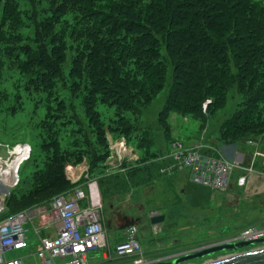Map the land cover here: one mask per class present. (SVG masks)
I'll list each match as a JSON object with an SVG mask.
<instances>
[{"label": "rangeland", "instance_id": "obj_1", "mask_svg": "<svg viewBox=\"0 0 264 264\" xmlns=\"http://www.w3.org/2000/svg\"><path fill=\"white\" fill-rule=\"evenodd\" d=\"M256 3L264 7L261 0ZM76 19L70 13L57 12L54 4L48 1L0 0V144H26L31 149V158L19 167V184L9 190L12 193H6L5 199L12 195L21 201L35 195L50 198L64 191L65 188L56 191L55 187L50 191L44 187L38 193L42 189L40 180L47 175L54 176L53 172L42 174V171L55 161L54 173L60 177L66 178L67 165L87 169L94 179L107 172L118 173L113 178L129 179L124 183L107 182L111 187L105 190L116 193L88 195L99 204L102 226L111 241L112 251L120 237V228L124 230L135 224L141 229L139 239L143 252L152 247L145 239H175L180 245L176 248L181 249L197 246L201 240L234 235L248 226H264V192L245 194L247 192L242 190L234 196L204 193L183 183L177 187L174 180L166 178L170 179L164 181L171 193H162L158 184L152 185L149 181L151 176L158 175L156 167L152 166L154 170L142 164L131 167L138 158L140 163L149 162L152 152L164 149L172 139L225 145V148L228 145L244 148L245 140H252L256 146L245 150L248 155L254 151L261 154L254 164V168L261 169L264 166V103H259L257 108L261 116L253 117L257 122L252 121L251 115L259 100L256 92L264 84V70L249 88L245 82L243 94L238 92L243 84L238 70L227 79L219 78L222 92L214 104L206 107L208 99L194 106V110L175 96L181 86L177 76L182 72H175L172 64L164 67V74L152 82L155 91L151 96L138 97L136 92L126 87L122 91L118 85L115 94L112 91L115 86L112 90L108 88L113 98L104 102L102 93L107 92L96 83L100 69L93 72L90 62V59L97 60V49L90 46L87 39H80L82 32L76 29ZM167 53L164 52L163 59L170 61ZM130 68L137 71V68ZM218 70L220 74L225 66L219 65ZM247 74L252 76L250 71ZM239 115L241 120H237ZM246 116L252 122L245 123L242 119ZM238 127L244 131L238 132ZM120 139L126 141L130 150L115 155L108 162L105 159L110 154V146ZM131 151L132 156L129 155ZM225 153L230 154L226 149ZM147 188L151 193H144ZM12 200V205L17 203ZM48 203L24 208L31 219L24 224L28 247L10 251L9 258H21L23 264H39L35 254L38 239L34 222L38 217L34 216H38L35 212L46 208ZM12 205L10 212L23 210L20 203ZM151 212L163 214L167 221L156 234L148 224ZM255 246L257 244L239 252ZM98 253L88 252V262ZM226 253L229 252L222 251L218 253L222 255L183 264L208 263L234 254Z\"/></svg>", "mask_w": 264, "mask_h": 264}, {"label": "trees", "instance_id": "obj_2", "mask_svg": "<svg viewBox=\"0 0 264 264\" xmlns=\"http://www.w3.org/2000/svg\"><path fill=\"white\" fill-rule=\"evenodd\" d=\"M42 1L54 4L57 12L75 16L76 29L82 32L80 39H87V43L97 49V60L90 59V62L93 72L100 69L96 83L107 92L102 93L104 102L113 98L108 88L112 90V86H115L116 89L112 90L114 93L118 85L122 91L126 87L136 92L138 97L151 96L155 91L152 82L164 74V67L172 64L175 72H182L177 76L180 80L178 85H181L175 91L177 99L191 107L200 106L209 99L207 107L214 104L213 101L222 92L219 78L227 79L238 70L239 78L243 81L238 92L243 94L245 82L249 88L257 82L259 74L264 70V7L257 4L256 0ZM261 1L264 3V0ZM164 52H168L167 58L170 61L163 59ZM219 65L225 66L220 74ZM130 67L137 68V71ZM249 71L251 77L247 74ZM139 84L140 88L134 91L133 88ZM256 95L259 100L255 102V112L251 115L254 122H257L256 117L261 116L257 108L259 103H264V84ZM241 116L237 120H241ZM242 120L247 124L252 122L247 116ZM237 129L238 132L244 131L241 127ZM159 153L161 149L152 152L149 160L155 159ZM55 163L47 164L42 171V174L53 172L54 176L47 175L40 180L42 189L38 193L44 187L50 191L56 187V191L65 188L59 193L62 194L79 185L80 181L72 184L64 176L54 173ZM93 167L95 165L90 170ZM59 194L50 198L29 196L26 201L13 195L8 196L0 221L22 211L10 212L12 198L17 201L14 205L20 203L24 211L27 210L24 208L32 204L50 202L51 198Z\"/></svg>", "mask_w": 264, "mask_h": 264}, {"label": "built area", "instance_id": "obj_3", "mask_svg": "<svg viewBox=\"0 0 264 264\" xmlns=\"http://www.w3.org/2000/svg\"><path fill=\"white\" fill-rule=\"evenodd\" d=\"M246 146L255 147L252 140L244 143ZM225 146V145H223ZM236 147V145H230ZM0 149H5L8 159L0 157V214L5 211V196L10 193V189L16 187L20 182L19 167L21 163L30 159L31 149L26 144H15L12 146L1 145ZM128 148L126 141L120 139L110 146V154L107 161H111L114 156L126 153ZM133 151L130 152L132 156ZM260 153L253 152L251 161L254 163ZM20 161L13 170L10 166L16 157ZM264 157V155H262ZM164 165L159 168L163 175H173L177 171H187L189 181L193 185L208 188L212 191L224 192L230 187L233 173L239 168L240 163L231 161L223 152L221 146L206 144L203 142L186 143L179 139H172L161 153L155 158ZM80 166H65L67 180L77 184L79 179H75V170ZM87 169L82 172L87 175ZM238 186L245 184V176L235 179ZM88 197V194L79 187L71 191L62 193L51 198L44 211L45 230L53 229V236H42L35 231L38 239L36 257L39 264H88V252L105 250L108 252V260L127 259L128 264H149L152 260L147 259L142 251L139 239V227L137 224L130 225L122 231V240L118 241L114 250L109 245L108 235L102 226L99 204ZM26 210L19 211L0 221V264H23L22 259L9 258L8 253L12 250H23L28 247L26 229L24 224L30 221ZM154 216L150 214L149 218ZM58 223V226H57ZM158 225V224H157ZM157 225H152V232H159ZM264 239V226H249L235 236L228 237L224 242L257 241ZM263 244H257L255 250L262 248ZM237 250L234 254L246 251ZM232 255V254H231ZM229 256V255H228ZM60 262V263H58Z\"/></svg>", "mask_w": 264, "mask_h": 264}, {"label": "crops", "instance_id": "obj_4", "mask_svg": "<svg viewBox=\"0 0 264 264\" xmlns=\"http://www.w3.org/2000/svg\"><path fill=\"white\" fill-rule=\"evenodd\" d=\"M213 145L216 147L221 146L224 154L229 159H231V161L233 160L237 163H240L239 168H237L233 173L232 181H231L230 187L227 191H224V192L212 191L208 188H203V187L193 185L191 183V181H189L190 180L189 179V173L187 171H177L176 173H174L173 175H170V176L163 175L159 172V168L162 167V165H164V162H161V161L156 160V159L149 160V162L147 161L144 164V166L146 165L147 167H150L151 169L153 168L152 166H154V167H156V169L158 171V175L151 176V179L149 180L150 183L152 185L158 184L162 188L161 189V191H163L162 193H171L169 190L166 189V182L164 181V180H170V179L174 180L173 184L177 187L181 183H183L185 185H190L191 187L198 189L199 191H204V193H205V191H211L214 193H221V194L226 193V196L227 195L234 196L235 192H239L242 190L247 192L245 194H249L251 192L252 193L253 192H255V193L256 192H264V166L259 170H257V168H254L255 161L258 159V157H256L254 159V163L251 161V156H252L253 152L250 155H248V152L245 150V148H248L249 146H246L244 144V148H243V147H237V146L231 147L230 145H228V147L225 148L223 145H219V144H213ZM225 149L227 151H229V153H230L229 155H227L225 153ZM134 156L138 157V155L136 153ZM141 164L142 163L139 162V158H138V160L133 165H131V167L133 168V167L139 166ZM262 165H264V164L262 163ZM153 170H154V168H153ZM82 171H83V168L82 169L78 168V170H75V173H74L75 179H79V181H80V183L77 187L82 188L86 193H88L89 196H91V194H93L92 196H94L95 193H103V192H105V193H116L114 190H110V191L105 190L106 188L111 187L109 184H107V182H109V181L112 182L115 180L116 183H118V182H123V183L129 182V179H118L117 177L113 178V176H116V174H118V173L107 172V173H105L104 176H100L97 179H94L91 177V175L88 173V171H87V175H85V172H82ZM117 171L121 172V169H119L117 167ZM90 172H91V170H90ZM152 174H153V172H152ZM240 176H245V184L243 186H238L235 182V179L237 177H240ZM66 178H67V176H66ZM166 178H170V179H166ZM70 183H71V181H70ZM102 184H104V185L102 186ZM152 185H150V186H152ZM151 191L152 190H149V188H147V189H145L144 193H151ZM192 193H197V192H192ZM45 210H46V208L43 207V209L38 210V213H37V211L35 212V214H38V216L37 215L34 216V217H38V218H36V221L34 220L35 225H36L35 231L39 230V233L42 236H53L54 235L53 229L50 231V229L45 230L43 228L44 217H43L42 211H45ZM151 213L160 215L157 212H151ZM34 217L32 218V220L34 219ZM30 221H31V219H30ZM165 221H166V217L164 216L163 223L158 224L157 225L158 228L163 229L164 224L167 222V221L166 222ZM115 224L116 225L119 224L117 219H115ZM148 224L151 225V227L153 228V226H152L153 224L150 223L149 217H148ZM57 226H58V223H57ZM137 226L139 227V231H141L140 226L138 224H137ZM152 228H151V231H152ZM245 228H247V227H245ZM120 229H121V231H119L120 237H118L117 242L122 240V234L121 233H122L123 229H122V227ZM235 235H236V233L234 235L228 234V235H225V237H232ZM211 239H213V240H209V241L208 240L207 241L201 240L200 244L195 246L194 248H196V247L198 248V246L204 245L206 243H212V242L216 241L218 239V237L217 238L213 237ZM109 242H111V241H109ZM146 242L149 245H152V247L147 248L143 252V254L147 259H151V261L152 260H158V261L159 260H166L168 257L175 256V254H178L179 252L184 251V250H182V248L181 249L176 248V247H180V245L178 244L179 241L178 240L175 241V239H171V240L170 239L169 240L168 239L167 240L166 239L165 240L157 239V240H153V241L151 239H145V243ZM171 245L173 246L172 248L170 247ZM192 248H189V249H192ZM96 252H100V253H98L97 257L96 256L91 257L92 259H91V261L88 262V264H128L127 259L111 260L109 262V260L107 258L108 252L105 250L96 251Z\"/></svg>", "mask_w": 264, "mask_h": 264}, {"label": "water", "instance_id": "obj_5", "mask_svg": "<svg viewBox=\"0 0 264 264\" xmlns=\"http://www.w3.org/2000/svg\"><path fill=\"white\" fill-rule=\"evenodd\" d=\"M0 157L2 159H8V153L5 151V149H0ZM164 216L154 214V216L150 217V223L153 225H157L160 223H163ZM264 239H260L257 241H239V242H233V243H219V244H209L206 246H201L195 249H191L188 251H185L183 253H180L177 256H170L167 259H173L172 261H166V260H159V261H152L149 264H180L181 262H185L188 260H195L198 258H202L205 256L212 255L217 252L227 251H237L242 248H247L251 245L255 244H263ZM166 261V262H165ZM200 264H264V246L259 249L255 250H248L246 252H242L239 254L227 256L226 258H223L222 260H214V261H208L203 262Z\"/></svg>", "mask_w": 264, "mask_h": 264}, {"label": "flooded vegetation", "instance_id": "obj_6", "mask_svg": "<svg viewBox=\"0 0 264 264\" xmlns=\"http://www.w3.org/2000/svg\"><path fill=\"white\" fill-rule=\"evenodd\" d=\"M228 237H225V235L224 236H219L218 237V239L216 240V241H214V242H212V243H206V244H204V245H200V246H198V247H201V246H206V245H209V244H219V243H225L224 242V240L225 239H227ZM226 243H230V242H226ZM193 247V248H192ZM195 246H189V247H186V248H182V250H184V251H182V252H179L178 254H175V256H177V255H179L180 253H183V252H185V251H188V250H191V249H189V248H192V249H195L194 248ZM197 248V247H196ZM221 252H222V250H221ZM234 251H232V252H229L230 254L231 253H233ZM218 253H220V252H217V253H214V254H212V255H209V256H205V257H202V258H200V260H204V259H208V258H212L211 256H217V255H222V254H218ZM229 253H226V254H229ZM224 255V254H223ZM220 257H222V256H220ZM199 259V258H198ZM172 260H174V258L173 259H167L166 261H172ZM196 260V259H195ZM165 261V262H166ZM189 261H193V260H188V261H185V262H189ZM185 262H181L180 264H183V263H185Z\"/></svg>", "mask_w": 264, "mask_h": 264}, {"label": "bare ground", "instance_id": "obj_7", "mask_svg": "<svg viewBox=\"0 0 264 264\" xmlns=\"http://www.w3.org/2000/svg\"><path fill=\"white\" fill-rule=\"evenodd\" d=\"M20 159H21V156L20 157H16V159L14 160V162H12L11 163V167H12V169L14 170L15 169V167H16V164L20 161ZM233 255H235V254H233ZM231 256V255H230ZM229 257V256H228Z\"/></svg>", "mask_w": 264, "mask_h": 264}]
</instances>
